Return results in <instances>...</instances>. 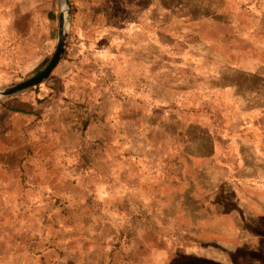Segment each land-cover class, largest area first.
Masks as SVG:
<instances>
[{"label": "rangeland", "instance_id": "1", "mask_svg": "<svg viewBox=\"0 0 264 264\" xmlns=\"http://www.w3.org/2000/svg\"><path fill=\"white\" fill-rule=\"evenodd\" d=\"M61 4L0 0V89ZM68 6L1 99L0 264H264V0Z\"/></svg>", "mask_w": 264, "mask_h": 264}, {"label": "water", "instance_id": "2", "mask_svg": "<svg viewBox=\"0 0 264 264\" xmlns=\"http://www.w3.org/2000/svg\"><path fill=\"white\" fill-rule=\"evenodd\" d=\"M61 8L59 11V22H58V36L56 40V45L53 51V54L45 66L41 71L33 75L32 77L26 79L23 82H20L16 85L9 86L3 89H0V99L6 98L18 93H21L31 87H35L45 81L52 74L55 67L60 62L65 47L67 43V19H68V0H61Z\"/></svg>", "mask_w": 264, "mask_h": 264}, {"label": "crops", "instance_id": "3", "mask_svg": "<svg viewBox=\"0 0 264 264\" xmlns=\"http://www.w3.org/2000/svg\"><path fill=\"white\" fill-rule=\"evenodd\" d=\"M59 64V63H58ZM57 67V66H56ZM55 67V68H56ZM54 71V70H53ZM53 73V72H52ZM6 88V87H5ZM16 95V94H15ZM14 96L12 95V96H9V97H6V99L8 100V99H10V100H12V98H13ZM2 99H4V98H2ZM0 103H2V104H4V101H2L1 99H0ZM7 109H10V110H13V111H16V110H23V112H21V113H30L29 111H27V110H24L23 108H20V107H16V106H9V105H7V106H5ZM16 112H19V111H16Z\"/></svg>", "mask_w": 264, "mask_h": 264}, {"label": "trees", "instance_id": "4", "mask_svg": "<svg viewBox=\"0 0 264 264\" xmlns=\"http://www.w3.org/2000/svg\"><path fill=\"white\" fill-rule=\"evenodd\" d=\"M49 77H51V75H50ZM47 79H48V78H47ZM16 111L23 112V110H16Z\"/></svg>", "mask_w": 264, "mask_h": 264}]
</instances>
